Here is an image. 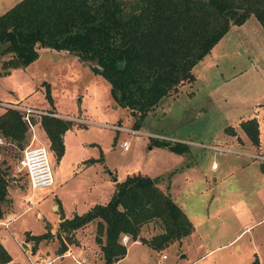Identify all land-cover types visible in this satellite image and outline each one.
<instances>
[{
  "label": "rangeland",
  "instance_id": "obj_1",
  "mask_svg": "<svg viewBox=\"0 0 264 264\" xmlns=\"http://www.w3.org/2000/svg\"><path fill=\"white\" fill-rule=\"evenodd\" d=\"M17 1L0 0V12ZM9 55L0 53V62ZM93 65V59L43 46L27 65L0 75V100L36 110L58 111L69 116L61 118L73 123L68 133L72 137H65L66 148L63 145L58 158L40 133L37 120L41 114H51L17 107L37 121L32 126L26 122L21 148L0 138V160L7 165V178L27 185L24 197L30 203L12 223L14 231L0 226L8 238L10 253L5 250L11 257L4 264H42L47 259L49 264H101L99 247L94 241V221L73 231L74 241L67 242L61 252L56 231L41 239V245L38 242L35 249L32 242L24 243L20 230L15 231L21 221L38 234L43 227L41 219L34 215L35 210L44 215L52 211L55 185L30 188L25 173H13L11 169L22 148L34 143L46 147L51 172L57 176L64 172V167L69 171L81 158L92 162L79 177L80 192L71 191L76 181L67 183L59 193L65 211L73 210V199L79 202L75 206L77 213L86 210L94 200L101 202L95 194L104 191L102 179H111L131 166H138L142 173L155 177L156 183L172 192L191 222L190 233L159 250L143 241L135 243L138 239L128 236L125 241L120 236L126 254L114 264H247L254 256L259 264H264V175L253 169L256 162L264 160L245 154L264 155V30L255 17L250 14L240 24H231L193 65L194 79L161 97L144 116L138 132L112 128L113 124L130 128L132 116L111 97L108 82L93 70ZM45 83L51 101L44 95ZM3 107L8 106L0 105V110ZM252 116L259 125L257 145H239L242 140L234 136L235 132L231 135L233 141L226 136L238 120ZM227 126L230 127L226 130ZM153 138L182 141L189 150L176 152L153 142ZM123 140L127 142L126 148H122ZM211 160L217 164L212 170ZM23 208L21 203L20 210ZM160 231L159 223L150 221L143 224L140 234L149 238Z\"/></svg>",
  "mask_w": 264,
  "mask_h": 264
},
{
  "label": "trees",
  "instance_id": "obj_2",
  "mask_svg": "<svg viewBox=\"0 0 264 264\" xmlns=\"http://www.w3.org/2000/svg\"><path fill=\"white\" fill-rule=\"evenodd\" d=\"M250 14L264 30V0H18L0 13V53L10 54L0 62V75L27 65L43 46L93 59L91 67L106 79L111 97L128 109L130 127L138 129L161 97L194 79L193 65L229 26L240 24ZM44 88L51 101L47 83ZM22 115L9 106L0 111V138L20 148L27 127ZM38 117L48 146L58 158L63 152L62 134L73 123L54 115ZM37 120L31 118L32 123ZM238 124L257 145L256 118L248 117ZM152 141L176 152L187 150L181 141ZM1 162L4 160L0 161V217L7 202L8 182L7 166L2 167ZM156 182L147 174L127 173L115 181L106 202L61 219L55 232L61 242L58 251L74 241L73 231L92 221L101 264H114L125 255V244L120 241L123 234L157 250L188 235L192 225L187 215ZM150 221L158 222L161 231L144 238L141 227ZM50 236L46 229L26 234V239L32 240L35 249L41 239ZM9 259L0 243V262ZM247 264H259L258 259L254 256Z\"/></svg>",
  "mask_w": 264,
  "mask_h": 264
},
{
  "label": "crops",
  "instance_id": "obj_3",
  "mask_svg": "<svg viewBox=\"0 0 264 264\" xmlns=\"http://www.w3.org/2000/svg\"><path fill=\"white\" fill-rule=\"evenodd\" d=\"M1 13V12H0ZM3 103H9L7 101H4V100H0V105H4ZM10 104V103H9ZM29 107V106H28ZM44 110V109H43ZM1 111V110H0ZM56 111V110H55ZM55 113H57V116L59 115L60 116H65V117H69L65 114H62L58 111H56ZM255 117V116H254ZM256 118V117H255ZM81 120L83 118H80ZM257 120V119H256ZM239 122V120H238ZM238 122H237V126L233 127V131H230V133H227L226 136H230V140H232V134L231 132H235L234 136L238 135L240 137V139L242 140L241 143H238L239 145H245L247 147H250V145H253L252 143H250L248 137L246 136V134L244 133V131L240 128V126L238 125ZM257 124H258V121H257ZM40 127V125H39ZM73 127H69L68 129H66L63 134H62V141H63V145L65 146L66 148V138L65 137H68V139L70 140L71 137L68 136L69 134L68 133H71V129ZM139 130V129H138ZM258 131H259V125H258ZM40 133L43 134V136L47 139V137L45 136V133L43 131V129L40 127ZM232 135V136H231ZM258 135H259V132H258ZM78 141V145L81 147V141L77 140ZM233 141V140H232ZM258 141H259V137H258ZM260 142V141H259ZM248 143V145H247ZM186 144V143H185ZM200 146H202L203 144H199ZM207 145V144H205ZM203 147V146H202ZM189 147L187 146V149ZM189 150V149H188ZM202 151V150H200ZM203 153V152H201ZM1 161V160H0ZM211 161H214V160H211ZM215 162V161H214ZM262 161H259V162H256L257 164H255V166L253 167L254 171L257 172V173H260V174H263L264 175V166L260 165ZM92 162L89 160V159H80L75 165L72 166V168L67 171L68 169L64 167V172H62L61 174H59L58 176L55 174V172L52 171V178H53V183L52 185L48 186V187H51L53 185L54 188H55V192H54V196H53V200L52 202L50 203V208L52 209L51 212L47 213V215H44L42 213H40L39 210H35L34 212V215L35 217H38L41 219V223H42V227H43V230L41 232H44L46 231V228L48 226V229L51 233H54V231H56L57 229V226H58V222L65 218V217H70L72 216L74 213H77V210H76V205L79 203L75 202V199L72 200L73 204H76L74 207H73V210L72 209H69V211H65V205L62 203V200L60 198V195L59 193H61L62 189L64 190V188L66 187V184L72 182H76L77 181V185L73 188V191L74 193L76 192H80L81 191V188H80V184L78 185V182L80 181L81 177L82 176V173L85 171V169L87 168V165L91 164ZM216 163V162H215ZM6 164H5V161L4 162H1V166L4 167ZM217 165V164H216ZM7 166V165H6ZM216 167V166H215ZM215 167H211V162L209 164V168L210 170L214 169ZM217 168V167H216ZM142 173L140 171V169L138 168V166H131V167H128L126 169H122L120 171V173H115V180H113V177L111 179H108L107 177H104L102 179V183H98L103 185L104 187V191H98L95 195L96 197L95 198H100L101 199V202H96L94 200V203H92L91 205H89V207H91L93 204L95 203H104L108 200L109 196L111 195V193L113 192L114 188H115V181H118V180H121L127 173ZM111 174V173H110ZM144 174V173H142ZM8 177V176H7ZM58 177V178H56ZM56 181V182H55ZM20 181L19 179H12L11 181H9L8 179V182H7V185H6V197H7V202L3 205V214L2 216L0 217L3 221V223H0V226H3L5 229H7L8 231L11 232L10 230V227L11 229L14 231V224H12L20 215V213H22L23 211L27 210L29 207H30V203L27 202L25 200V187L27 186H21L20 185ZM76 184V183H75ZM158 187H160L163 191L165 192H168L170 194V196L172 197V192L170 193L168 190L169 188L168 187H165L163 188L162 185L156 183ZM74 186V185H73ZM90 188V187H89ZM70 190V189H69ZM97 190V188H96ZM76 191V192H75ZM75 195V194H74ZM174 198V196L172 197V199ZM174 200V199H173ZM175 201V200H174ZM176 202V201H175ZM21 203L24 205V208L20 210V206H21ZM88 207V208H89ZM87 208V209H88ZM181 208V207H180ZM86 209V210H87ZM20 210V211H19ZM85 211V210H84ZM83 212V211H82ZM78 213H81V212H78ZM45 216H48V218L46 219ZM60 216H62V218H59ZM20 224L21 225H18L16 224L15 227H17L15 231H21L23 234V241L24 243H27L30 245V243L32 242V240L30 239H26V234H37V233H32L29 229H27L25 227V225H23V223L20 221ZM143 226V225H142ZM248 226H246L245 228H247ZM142 229V227H141ZM39 232V233H41ZM141 232V231H140ZM76 235V234H75ZM237 236V234L232 238L234 239L235 237ZM231 239V240H232ZM8 238L6 236L5 233H3L2 231H0V243L3 245V247L10 253L9 251V245H8ZM39 245H41V243L39 242L38 243ZM43 244V243H42ZM138 244V243H137ZM45 245V244H43ZM24 247L27 248L26 244H23ZM126 254V253H125ZM57 255H55L54 257H56ZM10 260H11V257H10ZM10 260H8L7 262L5 263H9ZM46 261V260H45ZM48 263L46 264H49V260L47 259ZM45 263H42V264H45ZM4 264V263H2Z\"/></svg>",
  "mask_w": 264,
  "mask_h": 264
},
{
  "label": "built area",
  "instance_id": "obj_4",
  "mask_svg": "<svg viewBox=\"0 0 264 264\" xmlns=\"http://www.w3.org/2000/svg\"><path fill=\"white\" fill-rule=\"evenodd\" d=\"M3 104L13 107V108H17V107L22 108L26 110L27 112L36 110L28 106H19L17 104H11V103L10 104L3 103ZM36 111L57 116L56 113L47 112L46 110L39 109ZM27 112L26 113L23 112L22 117L25 120V122H27L30 126H32L31 119H29ZM79 121H82V120L79 119ZM111 126L112 128L114 127L115 129H121V130L123 129V130L130 131V132H138V129H134L132 127L130 128L123 127L120 124H113ZM121 145H122V148H126L127 142L123 140L121 142ZM207 146L211 148H216V146L214 145H207ZM217 149H221V148L218 147ZM227 150L231 151L230 149H227ZM245 154L248 156L257 158L258 160H264V155L259 152L258 153L248 152ZM215 166H216V163L214 161H211V167H215ZM11 169L13 173H21V172L25 173L30 188L48 187L52 185L53 183L52 172H51V168H50V164H49L48 156H47V149L42 143L27 144L26 146H24L21 150L20 156L12 164ZM0 223H3L1 218H0ZM122 239L126 241L128 239V235L123 234ZM134 242L139 243L140 241L135 240ZM161 257H165V254H162ZM46 263H48V261H46Z\"/></svg>",
  "mask_w": 264,
  "mask_h": 264
},
{
  "label": "water",
  "instance_id": "obj_5",
  "mask_svg": "<svg viewBox=\"0 0 264 264\" xmlns=\"http://www.w3.org/2000/svg\"><path fill=\"white\" fill-rule=\"evenodd\" d=\"M260 165H261V166H262V165L264 166V162H261ZM115 179H116L115 176H113V180H115ZM59 218H62V216H60ZM182 255H183V254H181V256H182Z\"/></svg>",
  "mask_w": 264,
  "mask_h": 264
}]
</instances>
